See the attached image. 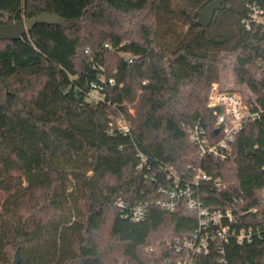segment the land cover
<instances>
[{"label":"trees","instance_id":"obj_1","mask_svg":"<svg viewBox=\"0 0 264 264\" xmlns=\"http://www.w3.org/2000/svg\"><path fill=\"white\" fill-rule=\"evenodd\" d=\"M212 1H3L2 24L60 19L0 42V264H177L174 246L199 218L183 203L158 207V188L196 168L213 179L195 194L203 207L233 210L236 231L255 233L243 245L230 237L227 264H264V122L225 160L201 158L191 140L197 124L215 138L209 96L224 61L233 90L264 108V32L243 24L264 0H228L201 27ZM121 201L145 204L146 218H125ZM195 260L218 264L217 250Z\"/></svg>","mask_w":264,"mask_h":264},{"label":"built area","instance_id":"obj_2","mask_svg":"<svg viewBox=\"0 0 264 264\" xmlns=\"http://www.w3.org/2000/svg\"><path fill=\"white\" fill-rule=\"evenodd\" d=\"M248 16L243 20L246 29L251 30L258 27L264 32V8L257 2L247 5ZM113 83V81H110ZM209 106L214 109L216 117L215 138H212L207 129L201 124L194 126L191 132V140L199 149L200 157L211 156L216 159L225 160L233 153V144L238 134L253 122H264V108H254L246 104L243 95L236 90H223L219 85L213 84L209 96ZM119 127L128 132V127L119 123ZM196 176L192 181H186L171 174L168 176L169 183L160 185L158 193L161 197L156 205L162 209L174 212L183 203L186 210L196 214L199 218L198 227L190 237L177 241L175 251L184 254L177 264H198L197 256H206L212 248L218 253V264H227L225 244L230 237H235L238 244H249L254 240V230L242 228L236 231L237 216L233 210L211 212L204 208L196 197V192L201 182L213 181L201 168L195 169ZM215 185L221 187V180H215ZM123 216L135 222L146 218V205H129L119 202ZM242 214L247 210L242 209ZM260 236V229L256 230Z\"/></svg>","mask_w":264,"mask_h":264},{"label":"water","instance_id":"obj_3","mask_svg":"<svg viewBox=\"0 0 264 264\" xmlns=\"http://www.w3.org/2000/svg\"><path fill=\"white\" fill-rule=\"evenodd\" d=\"M4 0H0V11ZM228 0H214L208 3L198 14L197 24L204 28H209L214 21L215 15L219 11L225 10ZM58 15L44 13L39 17L20 20L10 24L0 22V42L16 41L27 33L31 32L38 24H56L59 21ZM0 80L4 82L0 70ZM19 258L16 257L13 264H19Z\"/></svg>","mask_w":264,"mask_h":264},{"label":"rangeland","instance_id":"obj_4","mask_svg":"<svg viewBox=\"0 0 264 264\" xmlns=\"http://www.w3.org/2000/svg\"><path fill=\"white\" fill-rule=\"evenodd\" d=\"M221 77L213 84L219 85L223 90H231L236 87V81L233 74V67L230 61H224V65L220 67ZM93 98H101L98 92L92 93Z\"/></svg>","mask_w":264,"mask_h":264}]
</instances>
